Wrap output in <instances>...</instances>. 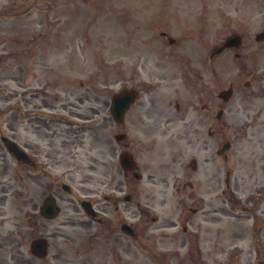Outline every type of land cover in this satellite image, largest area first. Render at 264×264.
<instances>
[{
  "label": "flooded vegetation",
  "instance_id": "flooded-vegetation-1",
  "mask_svg": "<svg viewBox=\"0 0 264 264\" xmlns=\"http://www.w3.org/2000/svg\"><path fill=\"white\" fill-rule=\"evenodd\" d=\"M157 31L161 40L154 44L161 45L132 57L128 71L115 61L113 88L105 91L101 80L95 106L83 108L80 99L76 107L22 106L10 139L17 157L7 152L8 138L0 137V264H137L138 250L146 264H262L264 228L258 214H264V182L255 176H264V158L258 168L242 173L244 195L238 203L230 200L239 188L237 178L231 183L227 172L226 190L216 194L214 155H205L214 146L206 138L223 122L216 111L226 104L216 94V59L234 51L242 60L236 50L252 43L251 36L241 32L238 48L216 55L213 41H201L195 50L182 40L171 43L168 30ZM259 78L264 111V70ZM125 92L132 100L117 120L112 99ZM121 158L131 162L130 169ZM56 174L82 176V199L65 206L69 212L62 221L87 236L82 255L52 248L58 217H44L41 208L49 198L65 202L66 182L58 183ZM39 238L45 239L42 256L33 248ZM70 238L63 235V244Z\"/></svg>",
  "mask_w": 264,
  "mask_h": 264
},
{
  "label": "rangeland",
  "instance_id": "rangeland-1",
  "mask_svg": "<svg viewBox=\"0 0 264 264\" xmlns=\"http://www.w3.org/2000/svg\"><path fill=\"white\" fill-rule=\"evenodd\" d=\"M163 28L194 49L201 41H213L217 47L234 30L254 39L264 31V0H0V137L16 136L22 106L66 103L76 107L79 99L83 108L95 106L99 82L107 85L105 91L113 88L114 60L128 64L132 57L148 55L142 50L158 46L145 42L160 40L154 29ZM239 52L242 60H236L231 52L217 59L216 92L232 83L237 95L225 106L224 121L215 126V135L206 138L214 146L205 153L214 155L213 168L219 176L216 194L225 190V175L230 172L231 183L237 178L234 199L238 203L244 195L242 173L258 168V160L264 158V113L257 90V72L264 70V40L247 41ZM236 69L242 71L237 78ZM249 78L251 85L245 90L243 82ZM237 110V116H232ZM226 141L231 147L224 161L215 152ZM55 177L58 183L69 184L71 191L62 194L65 202L58 201L62 214L54 222L58 236L52 248L78 250L82 255L87 236L79 227L62 226L69 212L65 206L82 199L78 190L82 176ZM255 177L264 181V176ZM258 216L263 218L264 228V214ZM63 235L71 237L66 245ZM260 242L264 252V238ZM94 248H98L96 244ZM137 253V264H146L142 251ZM258 258L264 264V253Z\"/></svg>",
  "mask_w": 264,
  "mask_h": 264
}]
</instances>
